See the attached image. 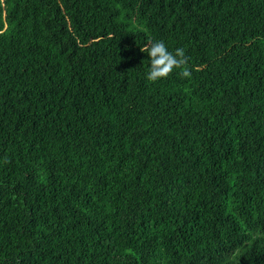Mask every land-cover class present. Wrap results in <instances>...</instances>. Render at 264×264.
<instances>
[{"label":"trees","instance_id":"obj_1","mask_svg":"<svg viewBox=\"0 0 264 264\" xmlns=\"http://www.w3.org/2000/svg\"><path fill=\"white\" fill-rule=\"evenodd\" d=\"M0 264H264V0H0Z\"/></svg>","mask_w":264,"mask_h":264},{"label":"clouds","instance_id":"obj_2","mask_svg":"<svg viewBox=\"0 0 264 264\" xmlns=\"http://www.w3.org/2000/svg\"><path fill=\"white\" fill-rule=\"evenodd\" d=\"M148 57V68L145 72V79L149 82H158L168 78L175 70H180L184 77L190 75L186 65V57L183 48L177 47L170 50L163 40H150L140 49Z\"/></svg>","mask_w":264,"mask_h":264}]
</instances>
